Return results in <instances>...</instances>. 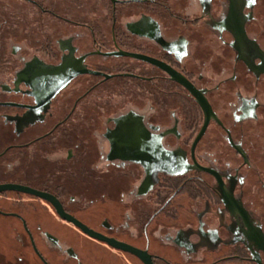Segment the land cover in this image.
<instances>
[{"label": "flooded vegetation", "instance_id": "obj_1", "mask_svg": "<svg viewBox=\"0 0 264 264\" xmlns=\"http://www.w3.org/2000/svg\"><path fill=\"white\" fill-rule=\"evenodd\" d=\"M242 3L0 0V185L29 190L0 191V264H264V47Z\"/></svg>", "mask_w": 264, "mask_h": 264}, {"label": "water", "instance_id": "obj_2", "mask_svg": "<svg viewBox=\"0 0 264 264\" xmlns=\"http://www.w3.org/2000/svg\"><path fill=\"white\" fill-rule=\"evenodd\" d=\"M231 1V7L234 6L233 2H248L247 6L251 7L255 0H230ZM238 7V6H237ZM240 7H243V3L242 5H240ZM239 11V8H238ZM247 19V18H246ZM244 23H245V18L243 17L242 20L240 22H238V24L240 25V32L241 34H239V36L237 35V40L238 41H245L247 40V38L245 37L244 34ZM113 55H117V56H127V57H131L137 60H146L149 61L153 64H158L157 61L147 57V56H143L141 54H137V53H130V52H125V51H119V52H115L113 53ZM160 65V64H159ZM172 76L174 77V79H176L179 83L183 84L189 91L190 93L194 96V98L197 100V102L202 106V108L204 109L205 113L207 114L208 112H210V108L206 102V100L204 99V97L201 95V93L199 91H197L189 82H187L186 80H184L180 75H177L175 73H172ZM205 128V126L203 127V129ZM22 190V191H26L29 192L28 189L25 188H21L15 185H11V184H7V185H0V191L2 190ZM47 197V196H44ZM58 212L61 214L62 217H65L68 220H72L76 225H78L83 231L87 232L88 234H90L91 236L94 235V233L90 230H88L86 227H84L83 225H81L80 223L76 222L75 220L71 219L70 217H68L67 215L63 214L60 212L59 208L57 207ZM109 243H112L110 240H108ZM119 247H124L122 245L119 244H115ZM140 256V255H139ZM142 256V255H141ZM144 258V257H143ZM145 262L146 264H150L148 256H145Z\"/></svg>", "mask_w": 264, "mask_h": 264}, {"label": "rangeland", "instance_id": "obj_3", "mask_svg": "<svg viewBox=\"0 0 264 264\" xmlns=\"http://www.w3.org/2000/svg\"><path fill=\"white\" fill-rule=\"evenodd\" d=\"M248 27L251 32L255 33L258 41L264 47V0H255L253 20Z\"/></svg>", "mask_w": 264, "mask_h": 264}]
</instances>
